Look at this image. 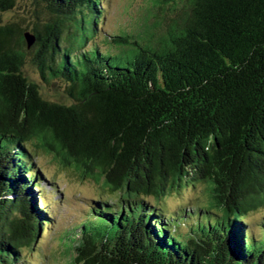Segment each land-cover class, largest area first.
I'll list each match as a JSON object with an SVG mask.
<instances>
[{"label":"trees","instance_id":"obj_1","mask_svg":"<svg viewBox=\"0 0 264 264\" xmlns=\"http://www.w3.org/2000/svg\"><path fill=\"white\" fill-rule=\"evenodd\" d=\"M30 3L26 27L0 19V264H31L52 221L37 151L116 197L62 233L70 264H264V224L244 221L264 207V0H163L169 22L106 35L114 50L93 40L106 0ZM27 59L69 103L41 96ZM198 185L191 223L160 207Z\"/></svg>","mask_w":264,"mask_h":264},{"label":"rangeland","instance_id":"obj_2","mask_svg":"<svg viewBox=\"0 0 264 264\" xmlns=\"http://www.w3.org/2000/svg\"><path fill=\"white\" fill-rule=\"evenodd\" d=\"M106 1L108 5L104 11V17L97 25L93 39L102 45V49H115L105 41L106 35L118 34L119 31L136 33L146 25L154 26L160 16L165 17L164 24L168 23L172 17L168 7L171 2H165L168 3V6H165V3H162L163 0L160 2L157 0ZM30 4V0H15V6L1 13L0 19L3 23L19 21L21 22L19 27L24 28L32 17ZM164 27L165 25H161L156 29L161 31ZM23 72L29 82L38 85L42 97L60 103L70 102L63 92L62 84L44 83L29 59L24 63ZM35 161L46 175L45 180L39 184V193L41 192V196L44 197L43 202L52 221L49 229L40 233L32 246L29 244L22 249L23 256L31 264H70V242L66 238L67 234L62 233L78 225L86 217L92 199H105L111 202L116 197L94 181L80 180L72 171L60 167L51 155L37 151ZM205 200L204 186H186L178 194L172 193L166 197L160 207L167 213H180L179 215L186 216L183 221L187 223L194 220L193 213L187 216V210L191 208L187 206L197 209L196 205H203ZM183 209L186 210L185 213L182 212ZM244 221L251 234L258 237L264 224V207L246 213ZM185 223L175 224L173 229L176 232H184L187 230Z\"/></svg>","mask_w":264,"mask_h":264},{"label":"water","instance_id":"obj_3","mask_svg":"<svg viewBox=\"0 0 264 264\" xmlns=\"http://www.w3.org/2000/svg\"><path fill=\"white\" fill-rule=\"evenodd\" d=\"M25 38H26L27 45L29 46L33 41V37L26 33Z\"/></svg>","mask_w":264,"mask_h":264}]
</instances>
